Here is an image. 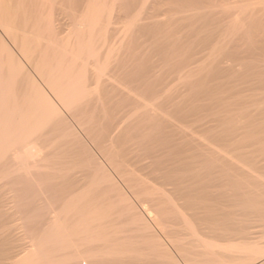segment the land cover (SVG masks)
Returning a JSON list of instances; mask_svg holds the SVG:
<instances>
[{"label":"rangeland","instance_id":"374dc122","mask_svg":"<svg viewBox=\"0 0 264 264\" xmlns=\"http://www.w3.org/2000/svg\"><path fill=\"white\" fill-rule=\"evenodd\" d=\"M33 1L36 2L33 3V7H36L38 10V3L39 6H41L40 4L44 0ZM47 1L48 0L44 2L46 3ZM56 1L52 0L51 2H55V4L58 5H56L55 8L57 7L61 13L56 9L55 12L57 11L58 18H60L59 22L64 26L69 25V23L71 25L75 15L81 17L88 7L86 3L90 4L92 2V0ZM239 1L240 0H169L168 4V0L165 2L162 0H107V3L109 2L107 5L111 4V6H113L111 12V18L113 20L110 18L109 23L110 21L111 23H108L109 29H107L108 27L106 28L107 31L105 35L107 38L105 37V39L107 45L105 47H112L111 49L114 52L110 61V70L115 69V73H113L115 77H113L114 79H112L113 81H111L112 83L110 86L116 89L111 93V101L113 100L112 105L115 106L117 104L114 107L115 110L118 109L116 110V117L119 119L121 116L123 124L127 127L126 129H128V132L130 133L132 130V136H136L139 133L143 134V132L144 135H146L145 133H156L160 136L161 134L164 135L169 133V146L176 145L173 147V150L170 151V153L172 152V155H170L171 159L169 156H165L166 153L164 150H162L161 155L159 154L160 149H154V153H151V149H148L149 152L146 150L147 147H145L143 150H145V152L148 151L151 156L147 155V153L143 155L144 151H141L143 147L138 150L139 152L141 151L140 153H142V156L149 157L148 160L141 156V160H147V164L144 160L141 161L143 166L144 164L147 165V171L152 169L153 173L156 175H153L157 178L156 181L159 180L157 183L160 182L159 184H164L165 186L162 185L161 188L160 186L159 188L160 190L162 189L161 191L165 194V198H169L166 199L169 200L168 203H170L171 206L169 204L168 207V204H166L164 208L166 212L170 211L172 214L169 212L166 215L165 213L166 217L164 218L157 215L156 212H153L156 216V220L150 219L148 216L146 218V213L142 209V206H140L142 204L140 201V203L138 202L139 199H136L137 197H134V195L131 194L132 192H129L130 188L127 184L125 185V183H123L119 175L114 172L111 167L106 165L107 171L112 174L111 177L113 176L116 180L114 183L119 182L116 188L121 186V191L124 189V192H127L125 195L130 197H126L129 199V203L131 199V203L133 204H130V209L121 207V211L125 209L123 213H121L123 218H121V216L118 219L115 218L116 216L119 217L121 214L118 213L114 215L118 210L116 209L115 213L113 211L112 217L110 218L112 224L109 222L111 225L109 227L110 231L113 230V232H117L115 229H119L117 233L123 238H119L121 242L117 239L119 240L117 242L122 243V240L125 241L129 239L120 244L121 251L123 248L122 246L128 245L129 248H127V251L126 248H124V252L117 253L119 257L123 255V258H120L123 262L125 261L127 263V258L128 260L133 258L134 261L136 260L135 262H137L140 257L139 264L141 262L142 264H148V262H151L150 264L153 262L154 264H264V168H262L264 167V7L261 6L264 5V0H260L261 2L258 0H245L248 4L249 2L252 3L248 6H246L247 4L244 1L237 3ZM123 6L125 8H123ZM62 7L65 8L63 9ZM176 8L177 10L175 11ZM205 9L207 10L205 11ZM173 13L177 15L175 14V16ZM254 14H257L255 15V19ZM188 15L189 17H187ZM251 15L253 16L251 17ZM228 16L231 19H229V21H227ZM168 17L173 18L169 19ZM104 19L106 18L104 17ZM177 20H179V22ZM258 20L259 22H257ZM64 22H66V25ZM103 24H106V21L103 22ZM175 24L177 27L174 26ZM248 30H252L250 31L251 33ZM252 32H257L258 34L255 33V35ZM248 36L252 37V39L250 37L252 40L251 43L254 42L253 39L255 38L254 40L257 45L255 43V45H251V43H249L250 41L246 42L249 40ZM258 37H261V39ZM4 40H6V38H4ZM257 40L259 41L256 42ZM6 42L9 43L8 40H6ZM131 93L135 96L131 95ZM19 94L21 95L22 91H20ZM137 97H139L138 100H142L141 102L143 104L146 103L150 105V108L154 110V112L149 108L151 112H146V114H148L146 116L143 111L144 114L134 113L130 100ZM123 105H125L126 108H123ZM63 112L65 115V111ZM64 115L63 117L65 120H67L68 124L70 123L68 125L69 127L74 124L73 126L78 133L76 138L81 142L78 143L76 138H72L66 142L67 144L60 143L59 145V142L56 141L58 144L57 146L56 142L52 143V147H56L53 149L55 150L54 153L59 154V158L57 157L56 160V163H58L56 165L58 167L60 166L59 168L63 169L65 173L64 182L60 179L52 180L48 185L41 186L38 189V187L34 186L35 184L30 181V178L28 181L26 177L20 179L19 177L16 178L12 176L19 180L15 179L14 181L16 183H11L13 180L9 182L12 179V177L10 179L9 176L10 180L5 178L9 180V184L5 182L8 186H2L5 184L3 182L6 180L2 178L3 173L0 169V178L2 179L0 183H3H1L2 185L0 184V244H2L0 245V256L4 254V257H0V264H6L5 262L7 261H9L7 264H11L12 259V261H15L13 263L16 264H33V261L34 264H51V261L55 259L54 257H57L55 255H61L59 253H54L53 256V254H51L53 252L50 250V252H48L53 256L51 258L49 253L44 251L41 252L42 250L39 248L40 246L43 248V242L46 240L47 232L45 233V231L47 225L44 219L46 206L50 201L48 200L49 197L53 198H51V202L48 204H53L56 207L65 199L64 197L67 195V197H69L72 193L77 194L74 197L76 199H73L72 202H76L78 198L86 196V198H88L84 199L85 202L88 200L87 202L89 204H87L88 206L90 205L89 207L94 205H96V208L101 205L105 207V203L107 202L106 198L108 197L105 199L103 197H105L104 195L107 189L105 188L104 190L103 187L97 189L91 186L93 183L91 182L93 177L92 172L95 164H97L96 160H100V162L103 160H101L99 152L93 148L92 143H90L91 141H89L84 132L82 133V131L77 128L74 119L68 114ZM136 122L138 126H136ZM151 122L154 125L151 124ZM129 124L130 127H128ZM169 124L175 125V130L173 126ZM152 125L153 127L151 128ZM167 127L168 130H166ZM188 129H191V131ZM154 134H151V138ZM191 140L195 141L190 142ZM197 144L199 147H197ZM185 145L187 148L189 146L190 149L188 152L190 155L188 154V156L185 151L187 148L184 149ZM177 147H179L177 149L178 151L176 150ZM57 148L58 152H56ZM183 149L186 154L182 153ZM173 152H176L175 155H173ZM192 152H194L193 155L191 154ZM177 153L179 158L182 157V154L186 158H180L182 160L184 159L183 161L176 159L175 156H177ZM93 155H95V158L96 156L99 158L95 160ZM216 155L218 157L220 156L221 159L219 158V160ZM191 156H193V158H191ZM160 157L163 159L161 160ZM167 158H169V160ZM84 160H86V162H84ZM89 160H91L90 163ZM174 160L179 161L174 162ZM211 160L212 163H210ZM213 162L214 165H217L214 166ZM149 164L153 166L150 168ZM61 165L63 167H61ZM192 165L194 167H192ZM262 169L263 172L261 171ZM166 176L170 178L167 180ZM260 176H262V178ZM151 177H149V179L146 178V180L153 183V180L150 181ZM182 179H184V181ZM167 181H169V183ZM76 182L78 184H76ZM248 184L250 187L247 186ZM9 185L11 186L9 187ZM70 185L78 190H75L73 187L70 188ZM5 186L7 187L5 188ZM3 187L5 189H3ZM73 189L74 192L72 191ZM67 190L71 193L68 194ZM107 194H109L108 190L106 191V196H109ZM111 194L114 196L115 192ZM17 195H19V197ZM78 195H80V197H77ZM173 196L175 199H173ZM45 197H48V199L46 200ZM91 197L96 198L97 201L95 199L92 200ZM56 198L60 200L58 199L57 201ZM89 198L91 200H89ZM54 200L55 204L59 203L55 205L52 203ZM102 200H104V202ZM185 201H187V204H185ZM184 204L187 205L189 209L185 207ZM146 205L148 206V204ZM149 205L151 208L154 206L152 203ZM170 207L172 210H169ZM135 209H137V211ZM126 210L127 212H125ZM128 211L132 212L130 215H134V217H139L140 215V218L142 217V220L145 218L146 221L140 219L141 222H139V220L137 222V218H131ZM168 216H170L171 220H169ZM173 217L175 218L174 221H172V219H174ZM73 219L74 218H71L68 221L70 227L76 224V218ZM122 220L125 222L122 223ZM131 220L133 222H131ZM146 222L148 226H143L142 224H146ZM157 222L160 224L163 222L166 227L165 225L161 227L165 229L161 228L160 225H158L156 227L158 229H156L155 226L158 224ZM167 225L170 229L167 228ZM171 228L175 231L174 233L170 231ZM120 230L124 231V233ZM110 231L108 232L110 233ZM136 231L140 232L137 233ZM43 232L45 234H43ZM113 232L111 231L112 234L110 233L106 246L117 245L115 247L118 248L119 243H114L116 240L115 237H112L114 234ZM141 232H144V234H140ZM169 232L172 234L171 237H168L169 239L171 238L170 240L166 238V234L170 236ZM126 233L128 235H126ZM152 233L156 234L154 235ZM116 234L114 236H116ZM120 234L125 237H122ZM117 237L118 235L116 238ZM134 237H136V241L133 240ZM174 237L175 239H173ZM154 238L159 240V244ZM110 239H112L113 242ZM71 240V244L75 242V245L81 244L82 246V241H80L78 237H74ZM155 243L157 245H155ZM16 246L19 248L17 249ZM85 247L86 251L83 246L79 250L82 252H80L82 257L75 255L74 257L77 256V261H71L72 263L78 264V260H81L79 261V264H81L83 259V262L89 260L92 252L89 247L88 249L87 246ZM72 249L68 252L72 253L74 249L77 250L78 248L75 247L73 250ZM104 249L105 248L99 252L98 250L96 252L93 251L92 257L93 254L96 253L97 257L95 258L96 260L99 259L101 261L100 263L115 264L117 262V264H122L121 261L118 260L119 258L115 257L117 256L114 251L116 248L113 250L115 253L113 251L108 252L109 250L107 249V252L110 253V257H113V262L115 258L116 262L113 263L110 259L108 260L110 262L105 260L107 257L110 258L109 255H106L107 257L104 256L105 258L101 256V258L100 255L107 253H104ZM34 250L37 256H34ZM130 250H132L133 254ZM162 250H166L165 253ZM37 251L39 252L37 253ZM74 252L75 251H73V253ZM86 253L90 254L87 255ZM124 253L129 254L127 258L124 256ZM19 254L21 255L18 256ZM253 255L255 257H253ZM259 256L262 259H260ZM48 258L49 261L51 259L50 262ZM58 258L64 259V257H57V261L54 260L55 263H52L56 264L57 262L58 264L60 260H58ZM124 258L126 259L124 260ZM89 261H91V259ZM61 262L59 264H62ZM129 262L131 264H138V262L135 263L133 260ZM69 263L70 262L66 261V263L63 264Z\"/></svg>","mask_w":264,"mask_h":264},{"label":"bare ground","instance_id":"6f19581e","mask_svg":"<svg viewBox=\"0 0 264 264\" xmlns=\"http://www.w3.org/2000/svg\"><path fill=\"white\" fill-rule=\"evenodd\" d=\"M32 1L33 0H0V169L3 173L2 178L3 179H5V178L9 179V176H10V179H11V177L14 176L16 178L19 177L20 179L21 178L23 179V177H26V179L28 178V181L30 178L31 179L30 181H32V183L35 184L34 186L38 187V189L41 186L48 185V183L52 180L60 179L64 182L63 179L65 178V173L63 172V169L59 168L60 166L58 167L56 165L58 163V162L56 163V160H57V157L59 158V154L56 153L57 154V156H56V154L54 153L55 150H53V149H55L56 147L55 148L52 147L53 146L52 143H54L56 141L59 142V145H60V143L61 144L66 143L67 141H69V139H72V138L75 139L77 137V134H78L77 131L75 130V127L73 126L74 124L71 125L70 127L68 126L70 123L68 124L67 120H65V118L63 117V115H64L63 111H65L66 114L70 115L74 119L77 128L79 130H81L82 133L84 132V134L89 139V141H91L90 143H92L93 148H95L99 152L101 160H103L102 162H100V160H96L99 157L96 156V158H95L94 157L95 155H93L97 164H95V166H94V169L92 172V174H93L92 181L91 180L90 181L93 182L91 184V186H93L94 188L100 189L101 187H103L104 190H105V188L108 190L109 194H107V195H109V196H106V191H107L106 190L105 195H104L105 197H103L104 199L106 197H108V198H106V201H107L106 203H108V204L105 203V207H103L102 205L98 208L95 207L96 205L89 207L90 205L88 206V204H89L87 202L88 200H86V202H85V199H84V198H86V196H82L83 197L82 198V197H80V195L77 196L80 198H78L76 202H72L73 199H76L74 197L77 194H74V193L70 194L71 192L68 191L69 189L67 190V193L70 194L69 197H67L68 195L65 194V195H67L66 197H64L65 199H63L60 204H58L59 202L56 203V204H58L57 207L54 206L53 204H48L49 202H51V198H53V197L50 198L48 196L49 199H48V197H45L46 200L47 199L50 200L49 202L47 201L48 202L47 206L45 205L46 210H45V219L44 220H45V224L47 225V228L45 231V233L47 232V234H46V240L43 239V240H45L43 242L44 243V246H43L44 249L41 246L39 247L38 244H37V246L39 248H41V250H42L41 252L44 251L46 253H49L51 250V252H53V253H51V254H53V256H54V253L61 254V255H55L57 257H64V259L58 258V260L60 259L58 264L61 262V259H62V262H61L62 264L66 263V261L70 262L69 264L72 263L71 261H74V262L77 261L76 257L81 256L80 254L82 252L79 250L82 246L85 249V251H86L85 246H87V249L89 247V249H91L92 253H94L93 251L96 252L97 250L99 252L103 248H105L104 253L107 252L108 250H109L108 252H110L116 248V250H114V251L116 252V255H117V253L124 252L123 251L124 248H126V251H127V248H129V246L128 245H125L126 247L122 246L123 248L121 251L120 244H122L125 241H128L129 239L125 240V241L122 240V243H119L117 241H119L120 239H123L119 236V233H117L119 231V229H115V230H117V232H115V231L113 232V230H111L114 233L112 237H115V240H116V242H114V243L115 244L119 243V246H118V248L115 247L117 245H115V246H112V245L108 246L107 245L109 248L106 246V244L108 242L107 240L109 239V236L111 233L110 228H109L111 226L110 225V223H111L110 218L112 217L113 211L115 213L116 209L118 210V212H116L114 215H116L118 213L119 214L123 213V211L125 209H123L121 211V207L122 208L125 207L126 209H130V207H131L130 204L131 205H133V204L131 203V199H130V203H129L128 198H130V197L125 195L127 192L125 193L124 189H123V191H121V189H122L121 186H119V188H116V186H118L117 184L119 182L114 183V181H116V180L114 179L113 176H112L113 178L111 177L112 174H110L107 171L106 165H108V167H111V169H113L114 172H116L119 175V177L122 179L123 183H125V185L127 184V186L130 188L131 191L129 190V192L130 193L132 192L131 194L134 195V197H137L136 199H139L138 202L139 201L141 202L142 205H140V206H142V209L145 211L146 218L148 216L150 219L156 220V216L153 214V212H156L157 215L164 218V217H166L165 213L167 215L170 212V211L166 212V210L164 208V205H166V204H168V207H169L170 203H168L169 200H167L169 198L166 197L167 198L166 199L165 194L162 193V191H161L162 189L160 190L161 186L162 185L164 186V184L161 185V184H159L160 182L157 183L159 180L156 181L157 178L153 176L155 174L153 173L152 169L150 171H147L148 168L146 165L147 164L146 159H148L149 157L148 156H146V157L142 156V153H140V152L145 147H147L146 150L151 149V151H152L151 153H154L153 152L154 149L155 150L160 149L159 154L162 155V150H164L166 153V155H165V153L163 152L164 155L169 156V158L171 159L170 155H172V152L170 153V151L173 150V147L176 145L174 144V146H172V145L169 146V142H170L169 133H166L164 135L161 134V136H160L156 133L155 134L154 133H150V134L145 133L146 135H144V132H143V134L139 133L136 136H132L131 135L132 130L131 131L129 130L130 133L128 132V129H126L127 127H125V125L123 124V119H121V116L119 119H118V117H116V114H117L116 110H118V109L115 110L114 107L117 104L115 106H113L112 105L113 100L111 101V93L116 89L112 88L113 86H110V84L112 83L111 81H113L112 79H114L113 77H115L113 74V73H115V71H114L115 69L110 70V66H111L110 61L112 59L114 52L111 49L112 47L110 48L109 45H108L109 46L108 48L105 47L107 45L106 39H105V37H106L105 32L107 31L106 30L107 27H108L107 29H109V24L111 23V21L109 23V20L111 18V12H112L113 6H111V4L107 5L109 3V2L107 3V0H92V2L90 4L86 3L88 5V7L86 6L87 7L86 11H85V13H83V15L81 17L80 16L77 17L75 15V18L72 17V18H74L73 19L74 21L72 20V24L70 25V23H69V25H66V22H64L66 25V26H64L59 22L60 18H58L57 11L55 12V9L58 10L57 7L55 8V6L57 5V4H55V2H51L52 0L51 1L48 0L49 1V2L47 1L49 3L48 4L47 2L45 3L44 1H46V0H44L40 4L41 6H39V3L37 2L38 3V5L36 4L38 6V10H37L36 7H33V3H36V2H34V1L32 2ZM162 1L165 2L166 0H162ZM240 1L245 2V0H240ZM240 1L237 3H241ZM247 1H249V0H247ZM258 1H260V0H258ZM60 3H62V2H60ZM168 4H169V0H168ZM177 4H179V3H177ZM246 4H247L246 6H248L249 4H252V3L249 2V4L248 3H246ZM261 6L264 7V5H261ZM62 8L64 9L65 7H62ZM123 8H125V7L123 6ZM41 9H42V11H41ZM59 9H61V8H59ZM210 9H211V7H210ZM239 9H240V7H239ZM73 10H75V9H73ZM176 10H177V8L175 9V11ZM206 10L207 9H205V11ZM58 12H60V11L58 10ZM65 12H66V10H65ZM249 13H251V12H249ZM70 14H71V12H70ZM175 14L176 13H173V15H175ZM255 15H257V14H254V19H255ZM166 16H167V14H166ZM175 16H173V17H175ZM231 16H233V15H231ZM252 16L253 15H251V17ZM59 17H60V15H59ZM104 17L106 19H104ZM163 17H165V16H163ZM187 17H189V15ZM258 18H260V17H258ZM177 19H178V17H177ZM227 19H228L227 21H229V19H230L229 16ZM67 21H69V20H67ZM102 21L103 22L106 21V24H103ZM177 21L179 22V20H177ZM257 22H259V20ZM174 23H175V21H174ZM235 23H236V21H235ZM245 23H247V22H245ZM254 23H255V21H254ZM127 24H129V23H127ZM238 24H239V22H238ZM249 25H251V24H249ZM128 26H125V27H128ZM174 26L177 27L176 24ZM166 27H164V28H166ZM234 27H235V25H234ZM233 29H235V28H233ZM257 29H254V30H257ZM248 31L250 32L252 30H248ZM255 33H257V32H255ZM255 33H253V34H255ZM258 36H260V35H258ZM250 37H249V40L246 42L250 41L249 43H251L252 37H251V39H250ZM4 38H6V40H8L10 44L8 42H6V40H4ZM223 38H225V37H223ZM258 38L261 39V37H258ZM254 39H253L254 42H252L253 44L251 43V45L256 44ZM258 41L259 40H257L256 42H258ZM9 45H11L13 47V49ZM14 51H16V52H14ZM27 67H29L30 69ZM20 91H22L21 95L19 94ZM123 91H124V89H123ZM132 93H131V95H134ZM127 95H129V94H127ZM138 98L139 97L133 98L132 100L129 99L131 102L130 104L133 106L132 111L134 113H142V114L145 113V116L148 115V114H146V112L147 113L151 112V111H149V108L151 106L147 105L146 103L143 104L141 102L142 100L139 99L140 100L139 101ZM118 106H119V104H118ZM124 107H125V105H123V108ZM152 111L154 112V110H152ZM129 112H130V110H129ZM118 114H119V112H118ZM151 124H153V123L151 122ZM153 125L151 126V128L153 127ZM136 126H138L137 122H136ZM170 126H173V125L171 124ZM174 126H173V129H174ZM128 127H130V124ZM166 130H168V127L166 128ZM189 131H191V129ZM148 132H150V131H148ZM183 133H184V131H183ZM151 134H154V136H152V138H151ZM180 136H182V135H180ZM80 137H81V135H80ZM86 137H85V139H86ZM194 139H196V138H194ZM76 140H77V138H76ZM70 141H72V140H70ZM193 141H195V140H193ZM193 141L191 140L190 142H193ZM57 142H56V144H57ZM77 142L81 143L78 140H77ZM260 143H262V142H260ZM74 145H75V143H74ZM202 145H203V143H202ZM54 146H56V145H54ZM57 146H58V144H57ZM141 147H143V148L141 149ZM197 147H199L198 144H197ZM178 148L179 147H177L176 150ZM185 148H187L186 145H185L184 149ZM140 149H141V151L139 152L138 150H140ZM184 149H183L182 153H184ZM188 149H189V146H188L187 150ZM257 149H259V148H257ZM187 150H185V151L187 152V156H188V154L190 155V153H188L190 151V149L188 151ZM143 151H144L143 155H145V153H147V155H149V152H150L149 150H148L149 152L148 151L145 152V150H143ZM56 152H58V148H57ZM186 152L184 154H186ZM200 152H201V149H200ZM92 153H93V151H92ZM138 153H140L141 155ZM168 153H170V154H168ZM175 153L173 155H175ZM191 154L193 155L194 152H192ZM176 155H177V156H175L176 159H180V158L184 157L183 154H182V157H180V158L178 157L179 156L178 153ZM141 156L146 158L145 160L142 159V160H144V162H146V164H144V166L141 163V161H142ZM149 156H151V155H149ZM169 158H167V159L169 160ZM172 158H173V156H172ZM184 158H186V157H184ZM191 158H193V156H191ZM219 158H220V156L218 157V159ZM157 159H159V158H157ZM162 159L163 158H161V160ZM214 159H215V157H214ZM86 160H88V159H86ZM86 160H84V162H86ZM95 160H94V162H95ZM180 160H182V159H180ZM219 160H218V162H219ZM175 161L178 162L179 160H174V162ZM90 162H91V160H89V163ZM92 162H93V160H92ZM150 162H151V160H150ZM157 162H158V160H157ZM171 162H172V160H171ZM196 162H197V160H196ZM215 162H216V160H215ZM210 163H212V160ZM87 164H88V162H87ZM149 165H150V168L153 166V165L151 166V164H149ZM178 165H179V163H178ZM203 165H205V164H203ZM213 165H214V162H213ZM213 165H211V166H213ZM216 165H214V166H216ZM163 166H164V164H163ZM263 166H264V164H263ZM61 167H63V166L61 165ZM89 167H88V169H89ZM192 167H194V166L192 165ZM86 168H87V165H86ZM262 168H264V167H262ZM219 170H220V168H219ZM253 170H254V168H253ZM187 171H189V170H187ZM261 171L263 172V169ZM0 174H1V172H0ZM263 175H264V173H263ZM14 177H12L11 180L9 179L10 181L8 179H5L6 181L3 180L4 181L3 183L8 182V181L11 182L12 180H13V182H11V183H14L15 182L14 180L16 179ZM149 177H151L150 181L153 180L152 181L153 183L146 180V178L149 179ZM158 177H160V176H158ZM180 177H182V176H180ZM260 177L262 178V176H260ZM166 178H167V176H166ZM169 178H167V180ZM1 180L2 179L0 178V181ZM16 180H19V179H16ZM182 180L184 181V179H182ZM9 182H8V184H9ZM167 182L169 183V181H167ZM8 184L5 183L2 186H4V185L8 186ZM61 184H63V183H61ZM61 184H59V185H61ZM76 184H78V183L76 182ZM171 184H173V183H171ZM11 185H13V184H11ZM11 185H9V187ZM7 186H5V188ZM73 186H74V183H73ZM159 186H160V188H159ZM247 186L250 187L249 184ZM18 187H19V185H18ZM72 187L70 185V188H72ZM120 187H121V189H120ZM5 188L3 187V189H5ZM16 188H17V186H16ZM73 188L75 189V187H73ZM124 188H125V186H124ZM74 189L72 190L73 192H74ZM75 190H78V189H75ZM104 190H103V192H104ZM164 190H166V189H164ZM170 190H172V189H170ZM25 191H27V190H25ZM81 192H82V190H81ZM112 192H113V194L115 192L114 196L111 194ZM163 192H165V191H163ZM173 192H174V190H173ZM173 192H171V193H173ZM78 193H80V192H78ZM92 194H93V192H92ZM81 195H83V194H81ZM171 195H173V194H171ZM17 196L19 197V195H17ZM46 196H47V194H46ZM174 196H173V199H175ZM126 197H128V198H126ZM33 199H34V197H33ZM58 199H57V201H58ZM94 199L97 201L96 198H92V200H94ZM99 199H100V197H99ZM99 199H98V201H99ZM29 200H31V199H29ZM36 200H37V198H36ZM89 200H91V199L89 198ZM102 201L104 202V200H102ZM89 202H91V201H89ZM186 202L187 201H185V204H187ZM52 203L55 204V200ZM150 203H152L154 205V206H152L153 208H151V206L149 205ZM146 204H148V206ZM170 206H171V204H170ZM172 207L175 208L174 206H172ZM185 207H187V205H185ZM182 209H184V208H182ZM135 210L137 211V209H135ZM169 210H172L171 207L169 208ZM125 212H127V210ZM128 213H129V216L131 218L134 217V215L133 216L130 215L132 212L128 211ZM124 214H126V213H124ZM139 214H142V213H139ZM170 214H172V213L170 212ZM120 216H121V218H123L122 214L119 215V217L116 216L115 218L118 219V218H120ZM135 217L137 218V220L135 219L137 222H138V220H139V222H141L140 219L142 220V217L140 218V215H139V217L138 216H135ZM71 218H74V219L76 218L75 219L76 224L74 226L70 227L68 225V221ZM168 218H169V220H171L170 216H168ZM124 220H122V223L125 222ZM144 220L146 221L145 218H144ZM144 220H142V221H144ZM174 220H175V218L172 219V221H174ZM126 222H127V220H126ZM131 222H133V221L131 220ZM154 222H156V221H154ZM115 223H117V222H115ZM188 223H186V224H188ZM117 224H119V223H117ZM152 224H153V222H152ZM142 225L148 226L147 222H146V224H142ZM158 225H160V227H161L162 225H165V224L163 222H161V224L158 223L155 226V228ZM174 226H176V225H174ZM135 227H137V226H135ZM135 227H134V229H135ZM165 227H166V225H165ZM144 228H146V227H144ZM161 228H163V227H161ZM167 228H169L168 225H167ZM156 229H158V228H156ZM163 229H165V228H163ZM108 231H110V233ZM170 231H173L172 228ZM121 232L124 233V231H121ZM139 232H137V233H139ZM144 232H141L140 234H144ZM151 232H154V231H151ZM167 232H165V233H167ZM174 232L175 231H173V233ZM45 233L43 232V234H45ZM165 233H164V235H165ZM180 233H182V232H180ZM115 234H116V236L118 235L117 238H116V236H114ZM152 234H154V233H152ZM126 235H128V234L126 233ZM129 235H130V231H129ZM131 235H133V234H131ZM166 235H167L166 238L172 236L171 233H170V236H168L169 234H166ZM177 235H178V233H177ZM159 236H160V234H159ZM74 237H78V239H80V241H82V246H81V244L75 245L76 244L75 242H73L71 244V241H72L71 239ZM122 237H125V236L123 235ZM135 238L136 237H134V239H133L134 241L137 240ZM156 238H154V239H156ZM112 239H110V240L112 241ZM117 239H119V240H117ZM173 239H175V237ZM73 240H75V239H73ZM120 242H121V240H120ZM156 242L159 244V240L156 239ZM31 243H33V242H31ZM0 245H2V244H0ZM155 245H157V244L155 243ZM38 247H37V250H38ZM75 247H77L78 249L77 250L74 249ZM119 247H120V249H119ZM159 247H161V246H159ZM18 248L19 247H17V249ZM20 249H22V248H20ZM31 249H29V250H31ZM70 249H72L75 252L73 253L72 250H71L72 253L68 252V251H70ZM35 250H34V256H37L35 254V252H36ZM39 251H40V249H39ZM39 251H37V253ZM117 251H119V252H117ZM130 251L132 252V250H130ZM133 251L135 252L134 249H133ZM162 251H164V250H162ZM165 251H164V253H165ZM65 252H67V253H65ZM5 253H7V252H5ZM19 253H21V252H19ZM63 253H65V254H63ZM92 253L91 254L88 253L91 255L89 257V260L91 259V261L88 260V261L83 262V260H84L83 259L82 263H84V264H94V263L95 264H105L104 262L100 263L101 261L99 259H98L99 260V263H98V260H96V258H95V257H97L96 253L93 254V257H94V260H93ZM107 253H105L104 255H100V257L102 256L103 258H105L108 255L110 257V253H108V254ZM51 254H50V256H51ZM132 254H133V252H132ZM3 255L0 257H4ZM20 255L21 254H19L18 256H20ZM75 255H77V256L74 257ZM128 255H129L128 253H124V256H126V258ZM53 256H51V258ZM11 257L14 258L13 256H11ZM21 257H24V256H21ZM57 257H54L55 258L54 260L57 261ZM115 257H118L119 259L118 258L117 259L120 260V258H123V255H122V257H119V255H117ZM137 257H139V256H137ZM253 257H255V256L253 255ZM28 258H29V256H28ZM107 258L105 260L108 261L110 259V261L113 262V260H112L113 257H110L108 259ZM126 258H124V260ZM36 259H38V258H36ZM138 259H137L138 260L137 262L139 264L141 258L139 257ZM260 259H262V258L260 257ZM12 260H11V264L13 262H15ZM54 260L51 261V259H50L51 264H53L52 262L55 263ZM130 260H133V262L136 261V260L134 261L133 258H130L129 260L127 258V261H128L127 263L125 261L123 262V260H120V261L122 264H131L129 262ZM48 261H49V258H48ZM79 261H81V260H78V264H79ZM110 261H108V262H110ZM8 262L9 261H7L5 263L7 264ZM45 262H46V260H45ZM74 262L72 264H75ZM114 262H116V258H115ZM137 262H135V263H137ZM143 262H145V261H143ZM35 263H36V261H35ZM150 263L151 262H148V264H150ZM13 264H16V263H13ZM33 264H34V261H33ZM56 264H57V262H56ZM115 264H117V262ZM140 264H142V262ZM152 264H154V262ZM259 264H261V263H259Z\"/></svg>","mask_w":264,"mask_h":264}]
</instances>
